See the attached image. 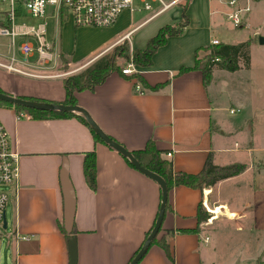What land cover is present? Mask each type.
I'll use <instances>...</instances> for the list:
<instances>
[{
    "label": "crops",
    "instance_id": "obj_1",
    "mask_svg": "<svg viewBox=\"0 0 264 264\" xmlns=\"http://www.w3.org/2000/svg\"><path fill=\"white\" fill-rule=\"evenodd\" d=\"M244 1L241 0V5ZM261 1H252L251 10L244 16L240 29L253 26L260 30L262 25L253 22L255 14L251 15V12L255 7L264 9V3L259 4ZM224 6L225 0H208L204 12L208 18L206 27L190 37L187 35L198 20L193 15L187 16L189 25L183 33L169 37L166 44L153 54L150 66H138L139 79L113 72L92 91L74 93L77 105L88 112L109 138L130 152L142 149L149 141L153 142L156 149L162 152L161 156L172 163L175 172L196 174L201 171L208 156L215 166L234 163L245 166L238 176L220 181L210 189L199 191L178 186L168 191L169 210L164 214L157 237H163L168 244L173 264L203 263L208 236L203 237L201 224L197 225L198 204L204 202L207 210L210 208L207 204L212 208L222 206L221 210L229 213L225 216L232 219L234 214L227 205L233 206L220 198L222 186L249 172L255 183V176L264 172V148L254 150L253 147L261 128L264 133V115L260 117L259 111L262 104L255 102L248 111L244 101L237 97L234 108L247 112L245 119L228 122L222 121L219 116L215 122L220 107H215L210 100V83L203 86L198 71L177 74L181 67L194 65V54L198 48L210 46L213 39L222 43L210 32L214 29L226 33L227 29L223 28L219 17L220 14L226 17L229 13ZM157 17L149 19L148 16L128 30L120 28L118 19L106 30L108 36L94 46L83 63L76 66V71L86 68L125 40L132 50H143L147 40L162 25L147 31L143 35V44L137 47L130 41V36ZM57 20L60 37L67 30L77 36L79 27H74L63 16ZM83 29L81 27V32ZM256 38L253 32L243 41L227 43L249 41V67L245 69L248 71L252 67L253 50L258 49L257 46L264 47V43L260 44ZM261 38L264 39V35ZM58 50L59 61L53 73H44L52 70L51 66L34 72L37 76L15 74L16 77L9 76L11 80L0 79V90L19 98L63 102L65 92L62 80L73 74L69 70L73 58L72 53L64 51L61 40ZM57 80H61L62 88L55 84L58 82H53ZM20 113L24 114L13 108L0 107V122L12 149L19 155L18 190L16 194H11L7 202L10 203V236L6 240V253L10 263L128 264L155 221L160 200L157 184L131 168L118 153L103 143L95 142L89 129L76 118L29 119L24 114L18 119ZM230 137L234 139L232 149L224 145V139ZM238 140L244 141V145L240 146ZM89 151L95 153L94 190L88 187L83 175V157ZM229 151L246 153L247 163L245 160L218 163L225 160L220 153ZM256 163L259 167L255 166ZM63 164H66L75 202L70 233L63 226L60 180ZM215 219L211 217L203 225L209 226ZM5 224L7 228L6 211ZM61 227L64 234L71 235L68 240ZM195 229L197 231L183 232ZM70 242H73V255L70 253ZM137 264L171 263L163 249L153 244Z\"/></svg>",
    "mask_w": 264,
    "mask_h": 264
},
{
    "label": "rangeland",
    "instance_id": "obj_2",
    "mask_svg": "<svg viewBox=\"0 0 264 264\" xmlns=\"http://www.w3.org/2000/svg\"><path fill=\"white\" fill-rule=\"evenodd\" d=\"M185 1L188 2L185 14L188 17L189 15H193L198 20V22L195 20L192 30L187 36L190 37L194 35V33L197 34L199 31L204 30L206 27V20L208 21V18L204 15L208 0H182L179 5H176L166 13L153 19L150 23L142 27V29L137 30V32H132L130 41L137 47V45L143 44V35L152 27L156 25L163 26L167 23L174 25L179 22L181 19V7L184 5ZM263 3L264 0L259 2V4ZM152 7L155 8L156 5L152 4ZM224 8L228 11L227 6H224ZM253 14H257L256 16L254 15L253 22L262 25L260 30H256L253 26L248 29L236 28L224 14H220L219 17L222 20L223 28H226L227 31L225 33L213 29L210 35L215 36L222 43H236L245 40L249 35H253L254 32L257 35L256 41L259 42V37L264 35V9L259 10V8L255 7L251 12V15ZM148 16L149 13L144 11H135L131 14L125 11L119 17L120 28L124 27V29L128 30L145 20ZM39 22H45V39L51 46V52L54 54L53 61L45 65V67L48 68L52 66V70L44 71V73H53L55 70V64L59 61L58 42H60V40L62 41L63 48H65L64 51L72 53L73 62H71V68L69 70L73 72V74H76L80 72L76 71V66L83 63L87 54H89L94 46L108 36L106 31L108 28L84 27V31L81 32V27H79L80 29L78 28L77 36L76 33L67 30L64 31L60 37V26L56 18H47L42 21L30 17H17L15 20L16 25L24 23L26 25L35 26ZM29 41L34 45L36 44L34 39H29ZM8 42L9 40L6 38L0 39V53L4 54L6 50H8V48H6ZM21 42L22 40L16 39L14 45L17 46ZM124 43H126L125 46L123 45ZM116 46H118V48L113 53L114 47ZM116 46L107 53L119 56L117 64L121 69L124 68L126 64L132 63L134 68L138 70L136 64L129 58L123 57L126 54L129 56L130 53L134 51L131 49L129 42L125 40ZM257 48L258 49H254L252 52V67L250 71L245 69H240L233 73L218 69L212 71V79L208 93L213 105L215 107H220L219 115L216 113L215 122H217L219 116L222 121L234 120L240 122L245 119L247 116V112L245 111H241L234 115L229 114V109H233L237 105L235 101L237 97L241 101H244L248 111L255 105V102H257L258 105L262 104V110H259L261 114L260 117L264 115V47L257 46ZM203 55V52L199 53V57L202 58ZM0 61H3V59L0 58ZM60 61H62L61 58ZM63 64L62 62V65ZM41 70H46V68ZM9 76L16 77L15 74L7 73L0 69V79L6 81L11 80ZM32 82L38 83L37 81ZM53 82H58L55 84L62 88L61 80ZM214 127L216 130L218 129L217 126ZM224 140V145L232 149L234 139L230 137ZM256 141L257 142L253 146L254 150L255 148H264V133L262 132V128L258 132ZM237 142L240 146L244 145V141L241 142L238 140ZM220 154L225 157V160L218 163L226 164L231 163L229 161L237 162L243 160L247 163L246 153L229 151ZM255 166L259 167V164L256 163ZM251 177L252 175L250 172L245 173L233 181L226 182L222 186L220 198L222 201H228L233 206L229 207L227 205L229 211L234 214L232 219H228L223 210H221V214L217 215L212 212L210 213L213 207L210 204L207 205L211 209L209 208L207 211L202 206L203 212L209 214L208 219L212 216V218L218 216L216 219L214 218L215 220H213L209 226L203 225L205 221L201 223V235L203 237L208 236V245L204 247L202 264H264V172L255 176V183H253ZM4 188L10 192L9 186H5ZM222 204L225 203L222 202ZM6 213L8 226L6 229L0 228V233L3 237L0 245V264H11L6 253V240L8 236H10V203L6 205ZM208 219H206V222Z\"/></svg>",
    "mask_w": 264,
    "mask_h": 264
},
{
    "label": "trees",
    "instance_id": "obj_3",
    "mask_svg": "<svg viewBox=\"0 0 264 264\" xmlns=\"http://www.w3.org/2000/svg\"><path fill=\"white\" fill-rule=\"evenodd\" d=\"M187 3L188 2L185 1L184 5L181 7V19L178 23L174 25L167 24L161 26L157 30L155 35H153L147 40L145 48L143 50H134L130 53L129 56L126 54L123 57L127 59L129 58L134 64L139 67L150 66L152 56L157 51V49L165 45L169 37H176L181 35L185 28L189 25V19L185 14L187 9ZM123 45L125 46L126 43H124ZM117 48L118 46L114 47L113 53L117 50ZM200 52L204 53L202 58L199 57ZM118 58V55L105 53L96 60H94L86 68L82 69L80 72L63 78L62 84L65 92V98L64 101L61 102V104L77 105L74 93L81 92L84 90L92 91L96 86L102 84L105 79L113 72L123 75L121 73V67L117 64ZM248 67L249 41H244L237 44L219 43L217 45H210L206 48H198L194 54V65L190 68L181 67L178 70L177 74L180 75L189 71H198L201 74L202 84L206 87L211 81L212 71L214 69L233 73L235 71H238L239 69H248ZM129 76L136 77L137 79H139L140 77L138 74H131ZM0 93L4 92L0 90ZM20 98L40 101L25 97ZM0 106L13 108L17 112H24V114L29 119H53L71 117L76 118L89 129L95 142L102 143L100 139L88 127L84 119L79 115L25 109L2 102H0ZM131 153L142 167L159 175L164 180L167 187V191H170L172 188L178 186H184L199 191H202L203 189H210L214 187L218 182L238 176L245 170V166L239 163L229 164L225 166H215L212 164L211 157L208 156L203 165V168L200 172L196 174L175 172L172 169V163L161 156L162 152L157 150L153 142L151 141L147 142L142 149L131 151ZM124 160L131 168H133L132 165L125 158ZM83 175L88 187L94 190L96 186V166L94 151H89L84 154ZM202 209V204L199 203L196 208L197 225L206 221L209 216V214L203 212ZM168 210L169 205L168 202H166L165 212ZM152 226L146 232L144 240L150 233ZM61 231L64 234V230L62 229V227ZM194 231L197 230H183V232ZM158 234L153 239L151 245H158L161 249H163L167 259L170 261L171 264H173V258L169 246L163 237H157ZM64 236L66 240L71 237V235L67 234H64ZM136 252L133 254V256L136 254ZM133 256L131 257V259L133 258Z\"/></svg>",
    "mask_w": 264,
    "mask_h": 264
},
{
    "label": "built area",
    "instance_id": "obj_4",
    "mask_svg": "<svg viewBox=\"0 0 264 264\" xmlns=\"http://www.w3.org/2000/svg\"><path fill=\"white\" fill-rule=\"evenodd\" d=\"M182 0H0V39H8V45L4 54L0 53V69L7 73L37 76L36 72L45 69V65L51 63L54 54L51 46L46 42L45 22L34 25L15 24L17 17H30L36 20L47 18L61 19L63 16L72 22L73 26L93 27L107 29L112 27L123 12L133 13L144 11L149 13V19L157 17L179 5ZM253 0H225L230 10L226 18L234 27L243 25V18L251 10ZM156 5L155 8L152 7ZM16 39L22 42L15 46ZM35 40V45L29 41ZM211 45L219 42L211 40ZM36 54V55H35ZM35 55V56H34ZM33 58V59H32ZM217 60V59H216ZM123 75L137 74L132 63L122 68ZM136 89H139L136 86ZM239 109H230L231 115L239 113ZM24 114L20 113V119ZM19 155L10 144L9 137L0 122V228H3L6 205L11 194H16L19 181ZM9 186L10 192L4 187ZM203 207L207 210L205 203ZM0 233V245L2 241ZM27 240L26 237H21ZM208 238L205 239V243Z\"/></svg>",
    "mask_w": 264,
    "mask_h": 264
},
{
    "label": "water",
    "instance_id": "obj_5",
    "mask_svg": "<svg viewBox=\"0 0 264 264\" xmlns=\"http://www.w3.org/2000/svg\"><path fill=\"white\" fill-rule=\"evenodd\" d=\"M259 43L260 44L264 43V39L260 37ZM0 102L7 103L12 106H18L25 109L38 110L43 112H61V113H69V114H75L81 116L84 119V121L87 123L88 127L93 131V133L100 139V141L105 146H107L108 148L115 151L123 158H125L137 172H139L140 174L144 175L145 177L149 178L150 180L154 181L157 184L160 191V200H159L158 211L154 224L152 226L150 233L143 241L136 254L128 263V264H137L149 249L153 239L158 234L161 227V223L165 214V207H166L167 193H168L164 180L159 175L142 167L130 151L126 150L123 146H121L120 144L109 138L94 122V120L91 118L88 112L78 105H64L61 103L27 100L19 97H14L5 93H0ZM60 180H61V188L63 194V226L65 231L67 233H70L72 228L75 202H74L73 190L67 176L66 164H63L61 166ZM5 228H6V224H5V216H4L3 229ZM72 244L73 242H70V253L73 255L74 251Z\"/></svg>",
    "mask_w": 264,
    "mask_h": 264
},
{
    "label": "bare ground",
    "instance_id": "obj_6",
    "mask_svg": "<svg viewBox=\"0 0 264 264\" xmlns=\"http://www.w3.org/2000/svg\"><path fill=\"white\" fill-rule=\"evenodd\" d=\"M222 208H223L222 206L214 207V208H212V209L210 210V213L212 212V213L215 214V215H217V214H221V209H222ZM224 214H225V215H228V211L226 210ZM212 217H213V216H212ZM214 218H215V217H214ZM214 218H212V219H214Z\"/></svg>",
    "mask_w": 264,
    "mask_h": 264
}]
</instances>
